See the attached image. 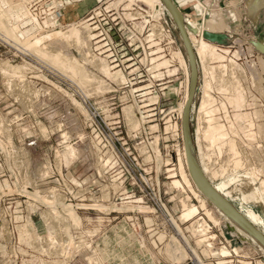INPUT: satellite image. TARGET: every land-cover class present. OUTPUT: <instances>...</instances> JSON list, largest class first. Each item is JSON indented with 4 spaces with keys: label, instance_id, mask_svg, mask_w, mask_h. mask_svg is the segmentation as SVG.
Segmentation results:
<instances>
[{
    "label": "built area",
    "instance_id": "1",
    "mask_svg": "<svg viewBox=\"0 0 264 264\" xmlns=\"http://www.w3.org/2000/svg\"><path fill=\"white\" fill-rule=\"evenodd\" d=\"M90 1L92 3L87 4ZM197 1L203 3L202 0ZM26 5L30 16L44 30L56 29L71 20L67 19L71 8L78 6L77 12L86 7L79 18L88 39V53L104 60L112 70L126 73L128 78L120 85L121 88L139 86L137 96L141 106L138 115L144 119L146 131L159 132L161 121L167 117L169 126L179 139L178 124L182 112L177 108L160 110L163 100L160 94L163 95V90L178 75L177 72H169L176 61L170 60L173 49L178 46L175 36L178 24L170 10L140 0H27ZM182 6L179 5L180 11ZM193 9L198 12L196 5ZM202 9L204 13L197 14L203 24L210 15L207 5ZM183 22L199 36L184 16ZM8 47L7 39L0 33V264H28L24 263L25 257H75L74 260L76 257H89L100 233L121 214L127 213V221L140 233L142 229L138 221L146 213L142 211L143 207L149 208L150 214L165 212L170 220L161 192L129 190L128 179L123 174L113 173L110 159L97 156L76 159L73 163L103 166L94 167L89 174L80 176L65 169L68 161L56 150L55 157L49 154L42 157L41 171L33 176L32 151L49 142L55 134L62 133L58 147L77 146L85 135V140L94 143L98 139L103 141V137L112 131L123 133L126 119L122 110L110 108L114 97L109 96L111 92H106L99 96V102L92 106L87 116L71 111L59 113L61 122L57 127L52 121L47 125L46 119L54 114L45 109L51 99L47 91L54 86L49 78V67L46 62L24 55L17 49V55L23 54L30 67L21 74L5 71L2 50ZM164 58L170 60L168 66L161 65ZM35 70L41 72V77L32 74ZM89 99L83 97V104L87 105ZM119 100L126 103L129 98L124 95ZM81 116L85 118L80 129L82 134L77 132L71 136L75 132L70 126L71 121L79 120ZM256 144L257 149L264 147L263 142ZM104 146H107V151L112 147ZM61 205L70 206L85 215L90 229L72 226L71 236L60 229L53 238L43 234L55 225L54 207L62 211ZM131 205L134 209L122 211L121 208ZM201 211L193 223L191 241L185 242L188 257L183 262L171 264H264V253L251 243L242 245L237 241L236 234L223 216L220 215L218 223L211 220L203 208ZM30 222H34L42 234L32 240H22L20 229ZM196 237L203 238L196 241Z\"/></svg>",
    "mask_w": 264,
    "mask_h": 264
},
{
    "label": "rangeland",
    "instance_id": "2",
    "mask_svg": "<svg viewBox=\"0 0 264 264\" xmlns=\"http://www.w3.org/2000/svg\"><path fill=\"white\" fill-rule=\"evenodd\" d=\"M192 2L194 3V5L198 4L197 0H187L186 5ZM26 3H27V0H20V1L19 0H9L7 2V4H9L7 8H12L14 11V16H11L10 18L11 21L8 20L10 22V25L14 23L15 25H18L20 30L22 29L24 31L26 29L30 30L32 29L31 28L32 26L33 27L35 26L34 22H30V20H27L29 19L28 15L30 14H29ZM91 3L92 2L90 1L87 4H91ZM246 4H247V0H235V4L232 7L228 6L224 9H220L219 7H216L210 11V16L207 17L206 21H204L203 24L201 23L202 21H199L197 16H193L192 13L193 11L195 14L198 12L203 13L204 9L202 8H204L206 5L204 2L199 3L200 5L199 8L196 6L198 12L192 8V10L190 11V14L185 15V13H183L181 9L182 15L184 14L183 15L184 19L186 18L187 21H190V24L192 25L194 31L201 33L207 30L214 31L217 28L218 30H221L220 32L227 35V37L224 40L222 39V42L209 40V43H211L213 46L216 45L215 48L217 49V51L220 52L222 55H225L224 57H226L225 59H222L220 61L213 60L211 62V65L217 66L218 68V72L216 71L217 74L219 72L221 73L226 72L225 75H223V77L227 78L230 76L227 79H230V78L231 80L237 79L236 82L237 81L239 83L241 82L240 83L242 85L241 89L242 90L244 89L243 90V92L245 93L244 96H246L245 100L247 99L243 103L244 105L241 108H243L242 109L243 112H248L249 114L248 121H246L248 123H240L238 126V123L235 122V117H234L237 108L233 106L234 103H232L233 105H231L230 104L231 102H229L230 100H228L229 97L234 96L235 93L232 94L233 91L227 92V90H224V92L220 91L221 88L219 84L221 82L219 83L218 81V85H217L218 79L217 80H213V78L211 79V82L213 84L211 88V94L216 99L215 105L212 104V106L214 107L213 109L220 111V112L215 111V117H218L219 122L223 121L222 123L225 124L226 129L229 130V131L227 130L228 133H230L228 136L231 137V138L228 137L227 142L224 141L226 144L224 142L221 143V145L223 144L224 149H223V146H221L220 144L219 145L221 148L219 147L218 144L214 146L210 145L212 147V150L215 148L214 149L216 152L215 155L211 154L214 152V150L212 152L210 151L211 147H209V151H208V148L206 147V146H209L208 142L204 140L203 137L200 138V140L198 139L197 129L199 128V125L203 121V119L209 118L210 114L207 112L208 113V116H207L204 113L205 116L203 115L202 119L199 118L200 116L199 108L201 105V100H203V95H204L203 90L205 89V86H204L205 85L204 84L205 82L204 73L205 72L203 69L201 58L199 57L197 53L196 46L195 47L193 46L195 45L194 43L196 42V41L194 42L193 39L200 40V38L196 34L191 32L189 28H187L185 25H184L185 33L187 35V38L190 40V45L192 44L193 46L192 49L194 52L193 59L195 62V67L192 63L191 55L186 45L185 38L183 37L184 35L182 34V31L180 30L178 26L177 30L175 31V36L178 39V46L174 48L173 50L181 49L183 51V54L187 61V66L182 64L179 61V59L176 60V59H173V57L171 58L172 60L174 61L176 60V61H175L174 67H171L169 72H177L178 75L174 78L173 83L169 85L166 88V90H163L162 92L163 95L160 94L161 99H163L161 102L160 110L162 108H165V110L168 111L170 109L177 108L179 112L180 111L182 112V118L179 119V124H178L179 139H177V134L176 132H174L172 127L168 126L169 124L167 122L168 120L167 117H165L161 121L159 125L160 127L159 132L155 133V132L146 131L144 129V126H143L144 119L141 117H138L139 116L138 111L141 106V102L139 101V97L137 96V94H139L137 93L139 91V89H137L139 86H129L126 88H121L120 83L107 79L110 85V89H108L107 91L104 90V92L101 91L102 93L95 94L97 91L95 89L94 91H92L93 88H91L92 86H90L92 90L90 91V88H88L89 91L87 92V90H83L78 85V83H76L72 78L63 74L56 68L50 66L48 62H46L45 60L39 58L34 53H31L29 50H24L22 48H19L17 45H15L13 40L7 39L10 47L2 50L4 61L8 60L12 64L26 65L25 61L27 59H23V56L30 55V57H33L34 59L46 62L49 67V72H50L49 78L52 82V85L54 86H51L50 89H48L47 91L51 99L49 100V104H47V107L45 109L54 114H52L51 117L46 119L47 125L50 121H52V124L55 125V127H57V125L61 122L59 120V113L65 114L71 111V112H80V113H83L84 116H87L88 111L92 110V106H96L95 103L99 102V99H98L99 96L106 92H111L109 96L114 97V100L111 101L110 108H113L114 110H117V111L122 110L124 114V117L126 119V128L123 131V133H119V130L112 131L103 137V141L98 139L97 141L95 140L94 143H91L90 140H85L87 136L83 135L84 137L82 138V143H80L77 146L72 147L76 150L77 155L76 154L75 155L77 157L74 156L73 159L70 160L71 162L69 161L66 164L65 169L67 168L68 172L74 175L76 174L80 176L87 175L90 173V170L92 168L94 167L101 168L103 166L101 164L93 165V164H83L80 162L73 163V161H75L78 158H86V157H92V156L93 157L97 156L98 158H104L108 160L110 159L113 162V165H112L113 173L115 175L123 174L128 179L127 188L129 190L132 189L139 193H147L152 190L160 191L162 194L163 205L167 208V210L170 213V220H168L169 217L168 215L167 216L165 215V212L160 213V214H150L149 208L143 207L142 211L146 213H143L141 215L140 220L138 221V224L141 225V229H142L140 233H138V230L136 229L137 230L136 231L134 227L130 225V223L127 221L128 219L126 218V216H129V215L127 213L121 214L117 221L105 227V229L100 233L97 239V245L91 247V249H93V254L87 257L88 263L89 262L91 264H106L107 263L106 259L104 258L99 259V257H118L117 260H115V262L111 264H144V263L145 264H155L156 262L154 263V261H157L158 259H160L159 260L160 264H171V263L183 262L188 257V254H187L188 249H187L185 242L191 241V237H192L191 233L194 234L192 229L195 226L193 223H195V220L199 216L197 215L193 217V219L187 220V221L182 220L181 219L182 213L186 209L183 205V201L186 200L187 202L186 201L185 202L187 204L190 201L191 204H195L199 206L200 208L199 211H201L203 208V211L206 214H207V210L214 209L211 211V213L215 216V218H217V220L220 219L219 218L220 215L221 216L223 215L221 213H217L215 207L212 206L214 205L213 201H211L209 197L207 198L208 195L206 194V192L208 190L207 188L203 187L200 184L201 180L205 179L207 182L211 183V185L215 189H216V186L220 184L223 180H229L228 179L229 177H232L234 176V174H238V173L239 174L249 173V175L251 173V176L253 174L252 177L254 178V181L257 184V186H260L261 182L264 181V147L261 150L256 148V145H257L256 143H260V142L264 143V139H263L264 137V134H263L264 133V42H263L264 31H262L264 30V25L262 26V29H261V32L263 33V35L258 31L255 33L249 30L248 27H246V21H245L246 18H244V13L248 15L249 14L252 15V13L255 12L258 14V11L256 9L250 10ZM15 8H18V9H15ZM15 11L18 14L24 12L26 13V15L27 14L28 15L26 16V18L25 17L23 18V21L22 20L19 21V18L15 14ZM70 11L71 13L74 14L76 9L71 8ZM79 12L83 13L82 11H79ZM77 14L79 13L77 12ZM233 15H235L236 17H234ZM68 16L69 17L67 19L73 18L72 14ZM183 16H181L180 14V19L181 17L183 19ZM242 18H244V21ZM218 26L220 29L218 28ZM56 29L66 30V26L61 25L60 27ZM40 30L42 31L44 29H40V27L36 28V32H39ZM83 32H82L83 36L87 38L84 29H83ZM204 40L207 41L206 39ZM88 47L89 45H87L86 48L84 47V50L86 52H88ZM17 49L24 52L23 53L24 55L21 53H19L20 55H17L18 54ZM68 50L72 54H74L76 57H79L80 62L84 64L86 68L88 67L87 68L88 71H91V73L94 72L93 74H98L100 76L102 75L96 70V68L91 66L90 63L85 62L86 60L84 61L83 59L84 56L82 57L84 53L82 51L80 52L79 49H76L74 47L68 48ZM165 59L167 58L162 59L161 62H163V60L165 61ZM230 60L233 62H231ZM169 64H170V61H169ZM169 64L165 65L164 63L161 65L168 66ZM29 67H30L29 64H27V68ZM239 69H242L240 70L241 72L239 71ZM233 70L235 74L233 73ZM40 73L41 72H39L38 70H35L34 73L32 74L35 75L36 77H41ZM242 74L244 76H242ZM103 76L104 75H102L101 77ZM125 76L126 78H128L126 73H125ZM189 79L191 82L190 88L195 86L194 87V100L192 102V107H190V110H191L190 112V133H191V138H192L191 140L192 145L190 148L188 147L186 136L184 133V123H183V120H184L183 113L184 112H183V106H182V103L185 100V96H186L187 89L189 86ZM114 83L116 84V86L114 85ZM55 87H58V88H55ZM233 87H236V86H233ZM90 92H92V94ZM124 95H127L129 98V101L126 103L125 102L122 103L121 100H119V99H123ZM83 97L90 98L89 99L90 101H88L87 105L83 104L84 103L82 102ZM248 103L250 104L249 107H248ZM79 105L81 106V108ZM126 105L127 106L131 105L132 108L134 109L133 110L134 114H136L135 117L138 119V122L140 124V125L138 124L137 128L132 129L131 128L132 124L129 122L128 118H126L127 115L124 110ZM223 105L225 109L222 107ZM98 106L101 108V104H98ZM185 106H186V103H185ZM213 109L212 111L214 112ZM228 115H229L230 121L226 117ZM219 116H220V119H219ZM251 118H252V122H251ZM84 120L85 118L81 116L79 120L73 119L71 121L72 125L70 124V126L73 130H75L74 133L70 134L71 136H75L77 132L82 134L80 129L84 126L82 122ZM231 121L233 124L231 123ZM250 122L252 124L250 127L248 125L249 127L248 129L249 130L251 129L252 131H254L256 135L253 134L254 132L250 134L249 132H252L251 130L250 131L248 129L244 130L245 129L244 127L241 128V125L245 126L246 124H250ZM149 125H152V123H150ZM230 128L231 129L234 128L235 133L232 132L233 129L231 130ZM260 128L261 129L263 128L262 129L263 132L261 131ZM250 136L251 137L254 136V137L251 138ZM254 138L256 140H253ZM61 139H62V133H57L55 134L54 137H52V139L49 142L43 143L42 145H40L39 147H36L32 151V154H31V157L33 160L32 174L34 177H36L37 174L40 173L41 171L40 163H41L42 157H46L45 155L47 154H49L51 157H55V154L57 151L61 157H64L65 152L66 153L70 152L71 149L69 148L71 147L64 148V147L57 146V143H60ZM188 141H189V138H188ZM233 141H234V144H233ZM105 144H107L109 147L112 146L111 148H109V151H107V148H106L107 146L106 147L104 146ZM228 144H232L234 146L228 145ZM252 147L254 149H252ZM208 152L210 153L209 156L208 157L204 156L203 158L202 154L203 153L208 154ZM229 154H232V155L230 156ZM234 154H236V156H233ZM239 155L241 158H239ZM201 157L203 160L201 159ZM223 157L225 158L227 157V158L225 159ZM240 159L242 162L241 161L238 162V160ZM244 159L246 160V162ZM203 161H205L204 163L206 164L202 163ZM226 161H228V163H226ZM205 165L207 167H205ZM235 165H237V167ZM233 166H235V168ZM242 166L244 167L242 168ZM207 169L208 171H206ZM246 170H249V172ZM215 171L218 176L216 175ZM254 173L256 177L254 176ZM196 174H200V176L204 178L199 180L197 179ZM186 179L187 181H189L190 184L186 181ZM175 180L179 181L178 182L179 185H176L177 183L176 184L174 183ZM234 184L236 185V189L233 190L232 194H230L229 196H225L223 192H220L217 189L216 190L222 196L224 195L223 197H225V199L229 200V202L232 204V206L235 208V210L240 215L245 216V214L248 213L249 209H252L257 214H259L260 219L261 218L262 219L261 220L259 219L260 221L257 222V227H258V231L261 232L262 234L264 232V204L261 202V199L258 196H256L254 193L251 194L249 191L247 192L248 195L246 197V201H244L245 198H244L243 192L247 191L248 189L244 188L245 191H241L242 189L241 188L242 186H240L242 184L241 182L232 183L231 188L235 187ZM231 188L229 190H232ZM202 198L203 199L205 198V199L203 200ZM203 201L206 202L207 208L202 206ZM128 208L134 209L132 205L127 208H121V209H123L122 211H124V209H128ZM54 209H55L54 211H58L56 210L55 207ZM55 213L57 214V212ZM79 215L81 216L82 221L78 224L79 226H76V227L84 226L85 229H88L89 227L87 226V223H86L87 219L85 215L83 214H79ZM207 216L209 215L207 214ZM223 217L225 216L223 215ZM149 219L151 220L150 223L147 221ZM224 219L227 221L226 223L228 224L230 223V221L227 218H224ZM246 219L250 221L247 217ZM220 221L221 219L218 221V223ZM30 223H32V225L33 224L35 225L34 222H30ZM152 224H155V226L152 227ZM111 227L115 229L114 231L117 234L116 243H115L114 248L110 247V244H108L106 240V235L107 233H110ZM49 229H47V231H44L45 233L43 234L48 235L50 238H53V236H56L55 234L58 232L54 231L52 227L50 231H48ZM34 231L38 234V236L42 234L41 233L42 231L38 230L36 225L34 227ZM129 233H132L134 235L133 241L137 240V243H138L134 247L132 245V250H131V252H133L132 257H135V258L134 260H130V261L124 260V257H128L127 254L129 252L128 245L130 243L127 240L128 239L127 235ZM162 234L165 235V239L163 240H161L162 238L160 237ZM158 237H160L161 239H159ZM235 237L237 241L242 243V245L245 244L239 238L237 234L235 235ZM201 238L203 237H196L195 240L199 241ZM172 239L177 240L178 243L186 251V258L184 260L175 261L173 260V258H171L168 255V253H166L168 244L170 243ZM24 240L27 241V240H32V239H24ZM257 249L259 250V252L263 250L260 246H257ZM247 252H249V250H247ZM111 253H113V255H110ZM138 255L140 257H145V260L139 262L137 260V257H139ZM25 258H26V261L24 260V263L27 262L28 264H53V263L72 264L74 262L75 257H25Z\"/></svg>",
    "mask_w": 264,
    "mask_h": 264
},
{
    "label": "bare ground",
    "instance_id": "3",
    "mask_svg": "<svg viewBox=\"0 0 264 264\" xmlns=\"http://www.w3.org/2000/svg\"><path fill=\"white\" fill-rule=\"evenodd\" d=\"M9 0H0V33L6 37V39H10V40H13L15 45H17L19 48H22L24 50H29L31 53H34L36 56H38L39 58L45 60L46 62H48V64L54 68H56L57 70H59L60 72H62L63 74L69 76L70 78H72L76 83H78V85L83 89V90H87V92L89 91L88 88H90V86H92L91 88H93V90L90 88V91H94V89L97 91L95 94L97 93H102L105 91H107L108 89H110V85L107 81V79H110L112 81H115L117 83H120V84H123L126 82L127 78L125 76V74L120 71V70H117V71H114L112 70L108 64L102 60V59H97V58H94L92 57L88 52H86L84 50V47L86 48V46L88 45V40L85 36H83V25H82V20L79 18V14H77V12L79 11H85L86 10V7L83 8V9H79V11L75 12L74 14L73 13H70L72 14L73 18L69 21H67L64 25L66 26V30H40L39 32H36V28L39 27L38 23L32 18L29 16V19L27 20H30V22H34L35 23V26L31 27L32 29L28 30L26 29L25 31L24 30H20V28L18 27V25H10V22L8 20H10L11 16H14V11L12 8H7L9 6V4H7ZM20 1V0H19ZM131 1V0H130ZM140 1H143L144 3L148 4V5H151V6H154V5H161V7L168 9V6L163 2V0H140ZM17 2V1H16ZM179 2H181L183 5H185L187 3V0H179ZM201 2V1H200ZM196 5L198 8L200 7L199 3ZM10 3V2H9ZM175 3V2H174ZM18 5V4H16ZM176 5V4H175ZM75 6V5H74ZM83 6V5H82ZM202 6V4H201ZM247 6L249 7L250 10H253V9H258L259 11L261 10H264V0H247ZM173 7V6H172ZM177 7V5L175 6ZM78 6L74 9H77ZM178 8V7H177ZM15 9H18V8H15ZM18 11V10H17ZM178 11V10H177ZM28 13V12H27ZM204 13V12H203ZM15 14L17 15V17L19 18V21L22 20L23 21V18L25 17L26 18V13H16L15 11ZM232 14V13H231ZM236 14V13H235ZM177 18L179 21H181L180 19V13L178 11L177 13ZM237 15V14H236ZM234 17H236L235 15H233ZM22 18V19H21ZM15 20V19H14ZM18 20V19H16ZM11 21V20H10ZM206 21V20H205ZM28 22V21H26ZM27 24V23H25ZM192 26V25H191ZM204 26V25H203ZM207 26V25H206ZM183 29H184V26H183ZM203 29V28H202ZM217 32L221 31V30H218V29H215ZM214 30V31H215ZM185 31V30H184ZM202 31V30H201ZM83 32V33H82ZM86 33V32H85ZM188 33V32H187ZM203 33L204 32H201L199 33V38L200 40H194V44L193 45L194 47L196 46V50H197V53L199 55V57L201 58V61H202V65H203V69H204V86H205V89L203 90L204 92V95H203V100H201V105H200V108H199V111H200V116L199 118H203V115L204 113L208 116V113L210 114L209 115V118L207 119H203V121L200 123L199 125V128L197 129V134H198V139L200 140V138H204V140H206L208 142V145L209 146H206L208 148V151H209V147L211 146H214V145H221V143H223L224 141L227 142L228 140V135L230 133H228V129H226V126L225 124H223L222 122H219L218 121V117H215V109H213L214 107L212 106V104L215 105V97L211 94V88H212V82H211V79L213 78V80H217V85H218V81H219V85H220V88L222 92H224V90H227V92H232V94H234V96L232 97H229L228 100H230L229 102H231L230 104L233 105L232 103H234L233 106H235V108H237L236 112H235V122L238 123V126L240 123H248L246 121H248V112H243L241 107H243V103L247 100H245L246 96H244V92L243 90L241 89L242 85L236 80H231L230 79H227L225 77H223V75H225V73H221L218 72V68L217 66L215 65H211V62L213 60H222V59H225L226 57H224L225 55H222L220 52L217 51V49L215 48V46H213L211 43H209V40L210 39H206L203 37ZM186 34V33H185ZM85 35V34H84ZM197 35V34H196ZM192 36V34H191ZM184 37V36H183ZM185 38V37H184ZM198 38V39H199ZM204 39H206L207 41H205ZM188 44H190V40L188 38H186ZM193 42V41H192ZM47 43V45H46ZM192 44H191V47L193 48ZM261 46V44H260ZM71 47H74L76 49H79L80 52L82 51L84 54L82 55L83 59L85 62H88L91 64V66H93L94 68H96V70L101 73L102 75H104L103 77H101L100 75L98 74H93L91 73V71H88L86 66H84V64H82L80 62V59L79 57H76L74 54H72L68 48H71ZM85 51V52H84ZM82 54V53H81ZM173 57V59H179V61L184 64L185 66H187V61H186V58L183 54V51L181 49H178V50H174L172 52V56L171 58ZM81 58V57H80ZM172 60V59H171ZM191 60H192V63L195 67V62H194V59H193V55H191ZM83 61V62H84ZM169 59H165V61L163 60V62L161 64H164L167 65L169 64ZM231 61V60H230ZM233 62V61H231ZM167 63V64H166ZM222 65V64H220ZM219 65V66H220ZM232 65V64H230ZM237 65V64H236ZM225 66V65H224ZM223 66V67H224ZM229 66V65H228ZM240 66V65H239ZM2 67L5 71H13L14 73H18V74H21V73H24L25 70L27 69V64L26 65H19V64H12L10 61H4L2 63ZM222 67V68H223ZM235 67V66H234ZM220 68V67H219ZM225 68V67H224ZM223 68V69H224ZM228 68V67H227ZM233 68V66H232ZM195 69V68H194ZM226 69V68H225ZM220 70V69H219ZM235 70V69H234ZM234 70H233V73H234ZM242 70V69H239V71ZM217 71V72H216ZM222 71V70H221ZM225 71V70H223ZM230 71V70H229ZM232 71V70H231ZM241 72V71H240ZM222 75H221V74ZM243 73V72H242ZM235 74V73H234ZM206 76V77H205ZM242 76H244L242 74ZM105 77V78H104ZM235 77V76H234ZM237 78V77H236ZM216 82V81H215ZM216 84V83H215ZM194 85V84H193ZM233 86H236V87H233ZM191 87V82H190V79H189V86H188V89H187V93H186V96H185V100L184 102L182 103V106H183V112L185 113L186 111V108H187V105L190 101V96H191V92H192V88ZM217 87V86H216ZM240 87V88H239ZM219 88V86H218ZM218 90V89H217ZM102 91V92H101ZM247 92V91H246ZM92 94V92H90ZM231 94V93H230ZM216 96V95H215ZM226 96V95H225ZM188 98V99H187ZM187 100V101H186ZM185 103H186V106H185ZM137 104V103H136ZM222 104V103H221ZM252 104V102H251ZM254 104V103H253ZM257 104V103H256ZM226 105V104H225ZM249 103H248V107H249ZM80 106V105H79ZM185 107V108H184ZM216 107V106H215ZM218 107V106H217ZM224 109V105L222 106ZM81 108V106H80ZM220 108V107H219ZM212 109L214 110V112L212 111ZM218 109V108H217ZM227 109V108H226ZM230 109V108H229ZM125 113L127 115L126 118H128L129 122L132 124V129L133 128H137L138 127V119L135 117L136 114H134V109L132 108L131 105H126L125 106ZM256 110V109H255ZM254 110V112H255ZM258 111V110H257ZM208 112V113H207ZM217 112H220V111H217ZM260 112V111H259ZM184 113H183V118H184ZM250 113V112H249ZM257 113V112H256ZM225 115V114H224ZM259 115V114H258ZM261 115V114H260ZM205 116V115H204ZM139 117V116H138ZM229 121H230V118H229V115L226 116ZM251 117V116H250ZM249 117V118H250ZM259 117V116H257ZM247 118V120H246ZM137 119V120H136ZM219 119H220V116H219ZM131 120V121H130ZM200 122V121H199ZM234 122V120H233ZM251 122H252V118H251ZM250 124H246L245 126L241 125V128L244 127L246 129H248L250 126H251V123ZM232 123V121H231ZM202 124V125H201ZM233 124V123H232ZM235 124V123H234ZM254 124V123H253ZM140 125V124H139ZM237 125V124H236ZM235 125V126H236ZM249 125V127H248ZM260 125V124H258ZM169 126V125H168ZM230 126V125H229ZM234 126V127H235ZM233 127V126H232ZM253 127V126H252ZM262 127V125H261ZM170 128V127H168ZM231 129V128H230ZM234 132V128H232ZM231 129V130H232ZM261 129V128H260ZM263 129V128H262ZM261 129V131H262ZM228 130V131H227ZM249 130V129H248ZM251 130V129H250ZM249 130V131H250ZM252 131V130H251ZM246 132V131H245ZM254 131L252 132H249L250 134L253 133ZM263 132V131H262ZM235 133V132H234ZM232 133V134H234ZM244 133V132H243ZM248 133V132H247ZM245 133V134H247ZM248 133V134H249ZM237 134V133H236ZM255 134V132L253 133ZM264 134V133H263ZM256 135V134H255ZM241 136V135H240ZM248 136V135H247ZM252 136V135H251ZM250 136V137H251ZM233 137V136H232ZM249 137V138H250ZM254 137V136H253ZM251 137V138H253ZM257 137V136H256ZM231 138V137H229ZM247 138V137H246ZM264 139V137H263ZM233 140V139H232ZM251 140V139H249ZM253 140H256L255 138ZM252 140V141H253ZM204 141V142H206ZM231 141V139H230ZM229 141V142H230ZM224 142V143H225ZM250 142V141H249ZM201 143V142H200ZM226 144V143H225ZM233 144H234V141H233ZM248 144V143H247ZM211 145V146H210ZM219 145V147H220ZM228 145H232V144H228ZM201 146V145H200ZM199 146V147H200ZM223 146V144L221 145ZM227 146V145H226ZM234 146V145H232ZM249 146V145H248ZM253 146V145H252ZM251 147V146H250ZM254 147V146H253ZM252 147V149H254ZM206 148V149H207ZM217 148V147H216ZM221 148V147H220ZM219 148V149H220ZM234 148V147H233ZM237 148V147H236ZM242 148V147H241ZM249 148V147H248ZM71 149L70 152L68 153H64V157L66 158V160L69 162L71 158H73L74 156H76V150L74 148H69ZM68 149V150H69ZM200 149V148H199ZM211 152L215 149L212 150V147L210 148ZM223 149H224V146H223ZM251 149V148H250ZM66 150V149H65ZM204 150V149H203ZM232 150V149H231ZM202 151V150H201ZM237 151V149H236ZM235 151V152H236ZM254 151V150H253ZM207 152V151H206ZM230 153V152H229ZM232 153V152H231ZM251 153V151H250ZM76 154V155H75ZM206 154V155H205ZM209 152L208 154L207 153H203V158L204 156H209ZM212 155L216 154L215 150L213 153H211ZM230 156L232 154H229ZM228 155V156H229ZM233 156H236V154H234ZM258 156V155H256ZM77 157V156H76ZM212 157V156H210ZM214 157V156H213ZM217 157V156H216ZM225 158V157H223ZM227 158V157H226ZM225 158V159H226ZM233 158V157H231ZM238 158V157H237ZM239 158L240 155H239ZM202 159V157H201ZM210 159V158H208ZM207 159V160H208ZM215 159V158H214ZM217 159V158H216ZM72 160V159H71ZM203 160V159H202ZM229 160V159H228ZM245 160V159H244ZM214 161V160H213ZM216 161V160H215ZM241 161L238 160V162ZM71 162V161H70ZM205 161H203L202 163H204ZM234 162V161H233ZM237 162V163H238ZM242 162V161H241ZM246 162V160H245ZM226 163H228V161H226ZM225 163V164H226ZM236 163V162H235ZM234 163V164H235ZM244 163V162H243ZM248 163V162H247ZM206 164V163H204ZM213 164V163H212ZM211 165V164H210ZM228 165V164H227ZM240 165V164H239ZM245 165V164H243ZM248 165V164H247ZM250 165V164H249ZM252 165V164H251ZM182 166V165H181ZM226 166V165H225ZM237 167V165H235ZM235 166H233L235 168ZM205 167H207L205 165ZM227 167V166H226ZM230 167V166H229ZM244 166H242L243 168ZM253 167V166H251ZM256 167V166H255ZM209 168V167H208ZM231 168V167H230ZM216 170V169H215ZM254 170V169H253ZM256 170V169H255ZM259 170V168H258ZM205 171V170H204ZM208 171V169L206 170ZM217 171V170H216ZM215 171V173H216ZM235 171V170H234ZM249 172V170H246ZM252 171V170H250ZM219 172V171H218ZM221 172V171H220ZM245 172V171H244ZM254 172V171H253ZM228 173V172H227ZM256 173V172H255ZM254 173V176L256 177ZM214 174V173H213ZM221 174V173H220ZM234 174V173H233ZM197 175V179H203L200 174H196ZM207 175V174H206ZM215 175V174H214ZM217 175V173H216ZM223 175V174H222ZM210 176V175H209ZM218 176V175H217ZM253 176V174H252ZM251 176V173L249 175L248 174H234V176L232 177H229L228 179L229 180H223L220 184H218L216 186V189L219 190L220 192H223L225 194V196H229L230 194H232L233 190L236 189V185L235 187L231 188V185L232 183H242L240 186H242L241 188V191H245L244 188H247L248 190L243 192L244 194V201H246V197L248 195V191L251 193V194H255L256 196H258L260 199H261V202L264 204V181H260L261 184L260 186H257V184L255 183L254 181V178ZM259 178V177H258ZM188 179V178H187ZM186 179V181H187ZM213 179V178H212ZM240 181V182H239ZM179 181L175 180V184L176 185H179L178 183ZM189 183V181H187ZM191 182V181H190ZM190 184V183H189ZM201 185L205 188H207L208 190V193L210 194H215V201L213 200V204L212 206L215 207L216 209V212L217 213H221L223 214L225 217L224 218H227L229 221H230V226L232 228V231L233 233L237 234L239 236V238L243 241V242H248V243H251L253 245H255L256 247L257 246H260L263 250H261L263 253H264V241L261 242L258 238L255 237V231L253 228H257V222L260 221V217H259V214H257L254 210L252 209H249L248 210V213L245 214V216L250 220L248 221L246 219L245 216L243 215H240L239 213H236L235 210H234V207L232 206V204L229 202V200L225 199V197H223L212 185L211 183L207 182L205 179L201 180ZM232 189V190H229V189ZM228 195H227V194ZM200 195V194H199ZM205 196V195H204ZM208 198V196H207ZM203 199V198H202ZM205 199V198H204ZM203 199V200H204ZM210 199V198H209ZM200 200V199H199ZM208 200V199H207ZM211 200V199H210ZM186 200L183 201V205L185 210L184 212L182 213V216H181V219L182 220H191L193 219V217H195L200 208L199 206L195 205V204H191L190 201L189 203L187 204L185 202ZM212 201V200H211ZM185 202V203H184ZM187 205V206H185ZM202 206L203 207H206V202L203 201L202 203ZM62 207V211H54V220L55 221V225L52 227L54 229V231L58 232L60 229L63 230L68 236H71V228L72 226H79L78 224L82 221V218L81 216L73 209L71 208L70 206H67V205H61ZM207 208V207H206ZM55 210V209H54ZM57 210V208H56ZM214 210V209H212ZM212 210H207V214L209 215V217L211 218V220H213L214 222H218L217 218H215V216L211 213ZM206 211V210H205ZM57 212V214L55 213ZM222 215V216H223ZM217 217V216H216ZM220 218V217H219ZM260 219V220H259ZM220 220V219H219ZM149 223L151 222V220H147ZM227 222V221H226ZM35 225L32 223H29L27 226H24L22 229H20V238L22 240L24 239H33V238H38V234L34 231V227ZM51 229V228H50ZM50 229L48 231H50ZM52 232V231H51ZM50 233V232H49ZM57 234V233H56ZM55 234V235H56ZM164 234H162L160 237H158L159 239L163 240L165 239V235L163 236ZM262 235L264 236V232L262 233ZM261 238V237H259ZM264 240V238H263ZM188 242V241H187ZM166 253H168V255L173 258V260L175 261H182L186 258V251L184 250V248L178 243L177 240L175 239H172L170 241V243L168 244V247H167V250H166ZM188 254V253H187ZM90 263V262H89ZM53 264H57V263H53ZM91 264V263H90Z\"/></svg>",
    "mask_w": 264,
    "mask_h": 264
},
{
    "label": "crops",
    "instance_id": "4",
    "mask_svg": "<svg viewBox=\"0 0 264 264\" xmlns=\"http://www.w3.org/2000/svg\"><path fill=\"white\" fill-rule=\"evenodd\" d=\"M173 1L175 2V4L177 5L178 8H179V5H183L181 2H179V0H173ZM203 2L207 6H209V8H208L209 9V15H210V11L212 9L216 8V7H219L220 9H224V8H226L228 6L232 7L235 4V0H204ZM192 4L194 5L193 2L192 3H189V4L185 5V6L183 5L181 7L183 13H185L187 15L190 14V11L193 8V5ZM256 10L258 11V14L255 13V12L252 13V15H250V14L248 15V14L244 13V18H246L245 19V21H246V27H248L249 30H251V31H253L255 33L258 31V32H260L263 35V33L261 32V29H262V26L264 25L263 24L264 23V20H263L264 19V13H263L264 11L263 10L259 11L258 9H256ZM78 13H79V15L82 14L80 12H78ZM192 14H193V16H197V18L199 19V21H201V17L197 13H196L197 14L196 15L194 13V11H193ZM244 18H242L243 21H244ZM208 21H209V19H208ZM205 24H206V22H205ZM218 28H219V26H218ZM207 31H209V30H207ZM262 31H264V30H262ZM209 32H214L215 33L217 31H209ZM263 42H264V40H263ZM112 227H111L110 233H107V235H106V240H107L108 244H110V247L114 248L115 247V243H116V238H117L116 235L117 234L114 231L115 229L112 228ZM127 236H128V239L127 240L129 241L130 244L128 245V251H129L128 254H127L128 257H124V260L130 261V260H134V258H135V257H132V254H133V252H131L132 245L134 247L138 243H137V240H134L133 241L134 235L132 233H129ZM113 253H111L110 255H113ZM100 258L106 259V262H107V263L105 262L106 264H111V263H114L115 260H117L118 257H99V259ZM137 260L139 262H141V261L145 260V257H140L139 256V257H137ZM159 260L160 259H158L157 261H154V263L156 262L155 264H160ZM72 264H89V263H88L87 257H76V259L74 260V262Z\"/></svg>",
    "mask_w": 264,
    "mask_h": 264
},
{
    "label": "water",
    "instance_id": "5",
    "mask_svg": "<svg viewBox=\"0 0 264 264\" xmlns=\"http://www.w3.org/2000/svg\"><path fill=\"white\" fill-rule=\"evenodd\" d=\"M164 3L168 6L169 10L171 11V13L173 14V16L175 17V20L180 28V30L182 31V34L184 35L185 37V42H186V45L188 47V50L190 52V55H194V52H193V49L191 47L190 44H188L186 38H187V35L185 34V31L183 29V26H184V22H183V19L181 17V21L178 20L177 18V13L179 11V13L181 14V11L179 10V8L175 7V3L173 0H163ZM173 6V7H172ZM178 10V11H177ZM182 16V14H181ZM205 37L210 39L211 41H218V42H222V39L224 40L227 35L226 34H223V33H214V32H209V31H206L205 32ZM195 87V86H194ZM194 87L192 89V92H191V96H190V101L187 105V108H186V111H185V114H184V120H183V123H184V133H185V136H186V141H187V144H188V147L190 148L191 147V133H190V106L192 104V100H193V96H194ZM188 138H189V141H188ZM195 176V175H194ZM204 178V177H203ZM200 180V179H199ZM201 184V182H200ZM206 192V190H205ZM206 194L208 195V197L213 201H215V196L214 194H210L208 193V191L206 192ZM235 210V208H234ZM236 213H238L236 210H235ZM254 231H255V237L258 238L261 242H263V238L264 236L261 234V232L258 231L257 228H253ZM261 237V238H259ZM264 243V242H263Z\"/></svg>",
    "mask_w": 264,
    "mask_h": 264
}]
</instances>
